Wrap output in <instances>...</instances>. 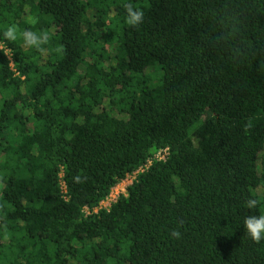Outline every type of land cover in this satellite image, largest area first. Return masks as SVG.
<instances>
[{"label": "trees", "instance_id": "trees-1", "mask_svg": "<svg viewBox=\"0 0 264 264\" xmlns=\"http://www.w3.org/2000/svg\"><path fill=\"white\" fill-rule=\"evenodd\" d=\"M0 40V264H264V0H0Z\"/></svg>", "mask_w": 264, "mask_h": 264}, {"label": "clouds", "instance_id": "clouds-1", "mask_svg": "<svg viewBox=\"0 0 264 264\" xmlns=\"http://www.w3.org/2000/svg\"><path fill=\"white\" fill-rule=\"evenodd\" d=\"M126 10L125 22L131 27H139L143 23L144 12L130 3L124 4ZM28 23L35 25L37 20L33 17L28 18ZM4 38L9 41L15 42L17 39H22L23 47L26 49H36L41 55H46L49 51L62 53L63 46L57 45L55 48L45 47L50 45L51 37L49 33L44 31H31L30 29H25L20 31L18 26L15 24L9 25L4 31ZM251 127V121L244 125L245 131ZM259 201L255 198H249L245 201V207L250 210H254L258 207ZM243 225L245 228V233L249 236L255 243L259 244L264 240V213L251 214L244 218ZM171 236L175 239L181 237V233L178 229H173Z\"/></svg>", "mask_w": 264, "mask_h": 264}, {"label": "built area", "instance_id": "built-area-1", "mask_svg": "<svg viewBox=\"0 0 264 264\" xmlns=\"http://www.w3.org/2000/svg\"><path fill=\"white\" fill-rule=\"evenodd\" d=\"M0 50H3L5 52L6 56L11 61V65H13L12 51L1 40H0ZM167 154H168V149H161L157 151L154 154V156L149 158L148 161L143 166H141L138 170L128 174L125 179H123L115 188H113L111 194L106 199L102 200L98 207L94 208L93 210H90L88 207H85L84 213L88 215L91 212H98L102 208H109L112 205V203L117 200L120 194L122 193L126 194L127 187L133 183V181L135 180L138 174L147 170L154 161L166 160ZM64 187L65 184L63 183V188Z\"/></svg>", "mask_w": 264, "mask_h": 264}, {"label": "rangeland", "instance_id": "rangeland-1", "mask_svg": "<svg viewBox=\"0 0 264 264\" xmlns=\"http://www.w3.org/2000/svg\"><path fill=\"white\" fill-rule=\"evenodd\" d=\"M119 191V190H118Z\"/></svg>", "mask_w": 264, "mask_h": 264}]
</instances>
